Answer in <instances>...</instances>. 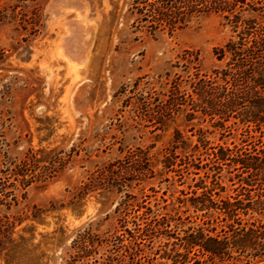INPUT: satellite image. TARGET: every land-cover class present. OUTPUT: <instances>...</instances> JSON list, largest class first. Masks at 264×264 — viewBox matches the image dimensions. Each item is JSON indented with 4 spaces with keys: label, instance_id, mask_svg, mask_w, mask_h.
<instances>
[{
    "label": "rangeland",
    "instance_id": "rangeland-1",
    "mask_svg": "<svg viewBox=\"0 0 264 264\" xmlns=\"http://www.w3.org/2000/svg\"><path fill=\"white\" fill-rule=\"evenodd\" d=\"M196 2L0 0V264H132L127 217L151 206L170 218L161 206L192 195L204 170L167 167L129 188L130 153L160 151L177 132L191 147L203 133L212 146L241 142L194 106L232 34L218 14L180 26L176 9ZM167 229L149 248L175 264L182 230Z\"/></svg>",
    "mask_w": 264,
    "mask_h": 264
},
{
    "label": "trees",
    "instance_id": "trees-1",
    "mask_svg": "<svg viewBox=\"0 0 264 264\" xmlns=\"http://www.w3.org/2000/svg\"><path fill=\"white\" fill-rule=\"evenodd\" d=\"M176 10L180 26L218 14L231 29V36L214 48L219 65L200 80L197 95L203 105L194 106L220 115L223 126L230 122L241 142L212 146L210 135L203 133L191 147L189 137L177 132L160 151L148 147L131 152L129 161L140 164L127 167L129 188L176 165L179 177L198 169L204 175L192 178V195L178 196L177 206H161L170 218H158L151 206L127 217L121 236H127V245L120 243L121 250L132 264H162L149 245L176 224L182 231L175 242L180 248L171 253L175 264H264V0H197L186 11ZM196 60L201 64L200 51ZM158 162L160 171L155 170ZM228 189L234 193L223 195ZM95 224L92 228L99 229Z\"/></svg>",
    "mask_w": 264,
    "mask_h": 264
}]
</instances>
